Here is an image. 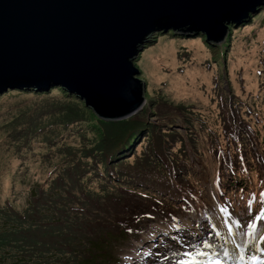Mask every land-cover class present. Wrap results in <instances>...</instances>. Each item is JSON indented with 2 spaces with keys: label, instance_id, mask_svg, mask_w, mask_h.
Masks as SVG:
<instances>
[{
  "label": "trees",
  "instance_id": "16d2710c",
  "mask_svg": "<svg viewBox=\"0 0 264 264\" xmlns=\"http://www.w3.org/2000/svg\"><path fill=\"white\" fill-rule=\"evenodd\" d=\"M260 8L262 6L259 7V11ZM255 13H252L250 18ZM243 23L247 24V22ZM228 26L226 30H230L231 33L234 27H230L232 24L229 23ZM188 27L177 30L185 33H169L168 36L179 35L186 38L197 34L196 30H190ZM165 29L166 27H163L159 31ZM198 33L201 35H195L196 38L203 39L204 43L216 47V52L219 54L212 62L218 65L219 70L210 64L209 50L207 67L216 80L220 79L219 75L225 74L228 89L221 84L222 80L217 84L214 82L208 106L202 105L201 100L187 103L181 99L178 102L175 100L179 97L166 92L169 100L163 97L161 99L165 106L163 113L158 110L157 104L152 105L153 115L157 118V121L153 122H161V124L155 123L153 126L150 121L145 120L143 126V128L153 126L151 138L155 137L159 141L158 147H155L151 141H143L140 145L141 151L135 156L133 154L128 156L130 152H126L113 156L112 163L109 162V158L120 149L122 138L129 134L130 125L141 124L138 121L132 124L133 120H125L121 124H114L115 121L111 120L114 118L104 120L86 104V100L70 93L66 88H61L62 92L72 94L73 99L64 107L60 121H52L49 127L54 130L61 126L72 129V124L75 123L80 127L79 129H82L72 137L59 136L56 131L52 143L62 138L66 143L69 142L71 147L65 153V159L69 160L65 166L58 169L52 185L48 188L41 187L35 193L31 191L32 196L26 206L29 207L24 213L22 211L26 205L24 199L26 192L23 193L22 202L18 205L14 203V198H5L12 203L0 211V249L3 254L11 255V264H113L116 258L115 236L122 240L126 239L127 232L133 231V227L138 225L137 219L141 221L148 212L158 211L172 216L183 211L182 208L186 212L187 208L193 207L191 204H199L203 208L205 200L210 202L211 196L203 184L195 180L189 181V168L194 161L184 138L191 142L194 152L200 150L202 155L208 157L206 163L211 164L213 174L218 176L214 175L213 181L218 179L219 198L227 209L233 212L234 218L248 213L250 207L264 202V100H252L248 96L246 99L242 98L239 96L241 93L253 95L250 92L252 85L247 82L245 83L247 85H242L239 79L231 81L228 76L236 52L242 49L240 42L243 38H234L237 45L232 51L233 44L229 40L226 42L230 44L229 49L223 47L221 49L217 41H208L206 35L202 32ZM258 37H260L259 31H256V34L254 33L249 39L246 38L245 41L250 45V41L257 40ZM260 39L261 45L256 54L259 68L264 67V35ZM220 52L226 59L225 66H228L226 73L222 72L225 69ZM188 55L185 50L179 56L177 54L176 59L182 60ZM259 74L264 77L263 69ZM145 85L146 96L152 100V94L156 93V90L149 94L147 84ZM176 103L182 104L178 108ZM213 103H216V107L212 106ZM136 115L141 121L142 112ZM20 116L28 118L29 110L20 112ZM170 118L181 121L182 132L169 128V123L173 121ZM200 134H207L205 136L207 139L202 141ZM135 142L133 139L127 147H132ZM164 144H167L165 148H163ZM177 145L178 148L175 150L174 146ZM83 158L87 159L84 164H82ZM124 158H128L125 161L134 159L150 162V166L155 168L152 170L141 167L137 170L133 174L137 184L131 182L126 174H122L129 182L119 183L121 192L114 193L112 189H108V196L104 197L100 194L104 204L93 208L89 204L91 198L88 194L96 191L91 187L97 180L104 179L101 192L105 191L113 182V174L121 172L118 170L120 166L132 165L120 163V166L116 167L119 164L117 160ZM86 173L89 176L85 180ZM244 176H250V181L244 185L239 184L237 191L231 193L227 189L228 186H234L243 180ZM249 187L251 189H248ZM182 188L186 190L182 192ZM118 197L119 201L114 202L113 200ZM107 201L111 202V206L108 207ZM141 202H144V205ZM135 229L137 230L138 227ZM15 251L16 255L13 254Z\"/></svg>",
  "mask_w": 264,
  "mask_h": 264
},
{
  "label": "rangeland",
  "instance_id": "374dc122",
  "mask_svg": "<svg viewBox=\"0 0 264 264\" xmlns=\"http://www.w3.org/2000/svg\"><path fill=\"white\" fill-rule=\"evenodd\" d=\"M243 22H247V24ZM243 22V24L231 22L234 23L230 26L234 27L231 33L230 30H226L224 39L217 42L221 49L223 47V49L228 50L230 44H226V42L229 40L231 44H233L231 47L233 51L237 45V41H235L234 38H243L240 42L242 49H239L235 54V61L228 75L229 79L231 81L239 79L242 85L246 82L252 85L250 92H252L253 95L249 96L241 93L239 96L242 98L246 99L248 96L249 99L252 100H264V77L262 78V75L259 74L261 69L264 71V67H258L259 62L256 57L257 51L261 45L260 37L264 35L263 6L254 16ZM189 25L192 26L191 24ZM225 25L226 27L228 26V24ZM177 30L178 29L175 28H166L163 31H154L148 37L147 42L141 46L139 54L134 61L135 65L140 70V75L138 77L147 84V92L149 94H151L153 90H156V93L152 94L151 100L146 96L145 92V101L142 103V107L133 114L115 118L114 120L111 119L115 121L114 124H121L125 122V120H133L131 122L132 124L134 121H138L141 125H130L129 134L122 138L120 149L109 158V162L112 163L113 156L122 155L126 152H130L128 156L132 154L135 156L141 151L142 147L140 145L143 141H151L155 147L159 146V141L155 137L151 138L155 123L157 125L161 124V122H153L157 121V118L153 115L152 105L157 104L158 110L163 113L162 110L165 106L162 104L161 99L163 97L169 100L166 92L171 93L174 97H179L175 101L179 102L182 99L184 102L191 103L201 100L202 105L208 106L210 104L209 96L211 95V89L212 86L215 85L214 82L217 84L222 80L221 84L224 85L225 89H228V80L225 79V74L222 76L219 75L220 79L216 80L215 77L211 76L210 70L207 67L206 61L208 60L209 50L211 53L210 64L219 70L218 65L212 62V60L218 57L217 54H219L216 52V47L212 46L210 43H204L203 39L196 38L198 35H201V33L189 35L186 36V38L179 35L168 36L169 33L182 34ZM256 31H259L260 37H258L257 40L252 39L250 45L247 44L245 39H249L254 33L256 34ZM192 36H195V38ZM184 46L187 48H184ZM185 50H187L189 54L188 57L177 60L176 55L178 54L179 56ZM220 58L221 61L223 59L225 69L222 72L226 73L228 66H225L226 59L222 56V53ZM209 86H211V88H209ZM61 88H65V86L61 84H51L48 89L43 90H39V88L33 86H24L22 88L9 87L0 94V211L2 208L7 207L9 203H12L10 200H5L6 197L10 199L14 198V203L18 205L19 202H22L23 193L26 192L27 195L24 197L26 205L23 207L22 211V213H24L29 207L26 206L30 196H32L31 191L35 193V191L41 189V187L48 188L52 185V181L56 177L58 169L65 166L69 160L68 158L65 159V153L70 149V143H66L63 138L57 139L55 143H52V137L55 135L56 131H58L59 136L65 137L69 135L72 137L75 133L81 131L82 128L79 129L80 127L75 123L72 124V129L61 126L57 130H54L49 127L52 121H60L62 113L64 112V107L73 99L72 94L62 92ZM238 89L240 90V87H238ZM204 90L207 93L204 92ZM180 104L182 103H176V106L179 108ZM212 106L216 107V103H213ZM27 109L29 110V117H19L20 112ZM173 109L175 111V107H173ZM140 112L143 114L141 121H139L136 115V113L138 114ZM108 119L109 118H104V120ZM170 119L173 120V118ZM145 120L150 121L153 126L143 128ZM169 124L171 130L183 131V126L179 119L173 120ZM83 130L86 131L85 129ZM87 133L94 137L90 132ZM199 136L202 141L207 139L205 137L207 134H200ZM133 139H135L136 142L132 147L128 148L127 145L131 143ZM184 142L187 143L188 152L192 155L194 161L189 168V175L192 180L203 184L206 190H208L209 187H212L211 181L213 177L211 164L206 163L208 157L202 155L200 150L194 152L190 145L191 142L187 138H184ZM166 145L167 144H164L163 148H165ZM177 148L178 145L174 146L175 150H177ZM127 159L128 158L117 160L119 164L116 167L120 166V163H131L132 165L126 167L120 166L118 170L121 172L113 174V182L107 186L105 191L101 192L104 179L97 180L95 185L91 187L96 191L95 193L88 194L91 198L89 204H91L93 208L104 204L100 194L104 197L108 196V189H112L114 193H118L121 192L119 183L126 184L130 180L137 184V181L133 179V174L141 169V167L152 170L155 168V166H150V162L145 163L144 161H135L134 159L132 161H125ZM86 160V158H83L82 164H84ZM46 170H48L47 174ZM122 174H126L129 180L124 179ZM88 176L89 174L86 173L84 179L86 180ZM114 178H116V180ZM91 179L93 180L94 178ZM245 181H247V178ZM90 182L91 181H89L88 184H90ZM149 187L153 189L152 186ZM248 189H251V187ZM230 190L231 193L235 192L234 187ZM248 196L254 197L253 195ZM141 204L144 205V202H141ZM213 206L218 208L219 204L215 202ZM248 210L249 212L242 215L240 218H234L233 221L235 222L229 219L227 220L239 227L237 230L240 234L241 230L246 233H251L253 236L252 240L254 241L255 237L263 232L264 216L261 218L259 225H257L258 218L260 217V213H256L258 211L257 207L255 206L253 209L250 207ZM157 213L158 212H148L147 215H149L150 218L145 217L141 221L137 219L136 223L138 225L133 227V231L127 232L126 239L122 240L115 236V263L118 264L119 261V264H127L128 258L132 256L135 242L146 235V231L150 230L149 226L153 225V227H158L165 224L167 220L161 218L162 212H160L159 215ZM207 213L210 214L211 211H207ZM224 214L226 218L227 216L232 217V213L229 211H225ZM202 222L204 223L203 220ZM250 223L255 224V228L250 227ZM205 225H207V223H205ZM136 227L140 229L136 231ZM208 227L211 228L210 225L207 226V228ZM207 242L208 244H213L214 247V244H218L216 239H211ZM201 245L202 246L199 244L196 246L191 245V247L194 246V250L192 251L197 253H200L196 251L197 249L205 251L206 247L203 248V244ZM222 246L224 248V245ZM178 247L180 248L177 249L179 258L171 256L169 259H161L155 264L187 263V259L184 258L185 255H182L183 250L185 249L186 253L192 248L190 249V246L186 244H184V246L179 245ZM13 254L16 255L17 252L15 251ZM189 254L188 257H190L195 264H201L198 257ZM140 257H142L141 254ZM176 259L178 260L176 261ZM11 261V255L3 254L2 249H0V264H11ZM142 261H144V258ZM115 263L113 262V264Z\"/></svg>",
  "mask_w": 264,
  "mask_h": 264
},
{
  "label": "water",
  "instance_id": "95a60500",
  "mask_svg": "<svg viewBox=\"0 0 264 264\" xmlns=\"http://www.w3.org/2000/svg\"><path fill=\"white\" fill-rule=\"evenodd\" d=\"M261 5L264 0H0V93L61 84L100 117L131 115L145 101L134 61L151 33L189 26L220 41L226 22H242Z\"/></svg>",
  "mask_w": 264,
  "mask_h": 264
},
{
  "label": "bare ground",
  "instance_id": "6f19581e",
  "mask_svg": "<svg viewBox=\"0 0 264 264\" xmlns=\"http://www.w3.org/2000/svg\"><path fill=\"white\" fill-rule=\"evenodd\" d=\"M262 6H264V5H262ZM249 18H250V16L247 19H249ZM247 19H243V21H245ZM228 23L232 24V25L234 23L238 24V22H234V23L226 22L225 24H228ZM226 183H229V182L226 181ZM187 209H188V213H191V214H193L194 212L197 211L193 207L187 208ZM257 210H258L257 211L258 213L264 214V206L258 205ZM224 212H225L224 209H219L218 215H216L217 222L226 225L223 234L220 235L217 239L218 244H214L215 247L213 246V244H210L211 247H206L205 251H203V252L207 253L208 255L204 256V255H201L200 253H197V252L192 251V250H194L193 247L198 245V244L200 246H202L201 245L202 242L206 241V240H202L201 242L193 243V244L190 243V249L191 248L192 249L190 251H187L186 253H185V249H184L183 254H182V255H185L184 258L187 259V263H185V264H195L193 262V260L190 257H188V254L191 251H192L191 253H195L194 255L199 258V262L201 264H210V262L213 260L219 261L220 264H264V242H262L261 236H259V235L256 236L255 240L252 241L253 236L251 233H246V232H243L241 230V234H245V235H241L239 233V231L237 230V228H239V227L228 222V220H227L228 218H226V215L224 214ZM197 221H198L197 226H199L200 219L198 218ZM183 224L187 225V223H183ZM188 224H190V223H188ZM177 225H178L177 223H174V226H177ZM167 227H168V224H163L160 226V228H163V229H165ZM212 228L213 227H211L210 229H212ZM206 232H207V230H206ZM197 233L198 234H204L202 231H198ZM179 240H181V239L178 238V240L175 239L172 241L173 242H179ZM191 245H194V246L191 247ZM222 245H224V248ZM250 245H252V247H250ZM203 248H205V247H203ZM178 249H180V248L178 247ZM162 252L164 255H166V259H169L170 254L167 253V248H164L162 250ZM141 255L144 256L143 254H141ZM139 257H140V255H139ZM253 257H256L258 259H253ZM134 258H138V257H134ZM142 260H143V258L140 261H142ZM177 260L178 259H176V261ZM142 262H144V261H142Z\"/></svg>",
  "mask_w": 264,
  "mask_h": 264
},
{
  "label": "clouds",
  "instance_id": "9594fccd",
  "mask_svg": "<svg viewBox=\"0 0 264 264\" xmlns=\"http://www.w3.org/2000/svg\"><path fill=\"white\" fill-rule=\"evenodd\" d=\"M188 178H190V180L189 181H191L192 180V178L190 177V175H189V177ZM215 180L213 181V178H212V181H211V186L213 185V184H215ZM208 192H209V190H207ZM209 194H210V196H211V200H210V202H206L207 201V199L205 200V202H204V204H203V208H204V210H202L203 208H201V206L199 205V204H195V205H193V204H191L192 206H193V208H195L196 210H197V212H194L193 214H190V213H188V210L185 212V209L184 208H182L183 209V211H181V212H178V213H176V214H173L170 218H168V219H165V220H167L166 222H165V224H168V227L169 226H171V223L172 222H177V224L179 225V223L180 224H182V226H185V224H183V223H190V224H188V225H192L193 223H196L197 222V220H198V218H201V217H207L212 223L213 222H215L214 224H216V225H219V226H221V227H223V231H224V229H225V227H226V225L225 224H221V223H218L217 222V220H216V215H218V210L220 209L219 207V209L218 208H216L215 206H213V204L215 203V202H217L218 203V201H216L215 200V198L213 197V195L211 194V192H209ZM107 195H108V192H107ZM219 197V196H218ZM220 199V198H219ZM114 202L115 201H119V197L117 198V199H115V200H113ZM107 204H108V207L109 206H111V202L110 201H107ZM262 206H264V202L261 204ZM255 206H253L252 207V209L254 208ZM257 207V206H256ZM213 209V210H212ZM221 209H224L225 211H229L228 209H227V206H224L223 208H221ZM207 211H211V213L210 214H208L207 213ZM156 212H158V211H156ZM202 212V213H201ZM230 213H232V217H230V216H227V218L229 219V220H231L232 222H235V221H233V219H234V217H233V212H231V211H229ZM159 213L160 212H158L157 214L159 215ZM200 213V214H199ZM256 213H258V212H256ZM162 215V217L161 218H165V217H167L168 216V214H164V213H162L161 214ZM145 217H147V218H150V216L149 215H147V216H145ZM144 217V218H145ZM241 217V216H240ZM240 217H238V218H240ZM259 219V218H258ZM261 220V219H260ZM260 220H258V222H257V225H259V223H260ZM161 226V225H160ZM138 229H140V228H138ZM137 229V230H138ZM136 230V231H137ZM162 230H163V228H162ZM223 233H212V234H209V235H207V237L205 238H201V237H199L198 239H196L195 241H191V242H188V243H184V244H186V245H188V246H190V243L191 244H193V243H198V242H201L202 240H206V241H208V240H211V239H218V237L220 236V235H222ZM259 236H264V232H261L260 234H259ZM141 240V239H140ZM140 240H137V241H140ZM261 240H262V242H264V239H262L261 238ZM260 240V241H261ZM253 241V240H252ZM163 244V243H162ZM184 244L183 245H181V246H184ZM163 245H165L166 247H164V248H169V251H167V253L168 254H170V257L171 256H174V257H178L179 256V253L177 252V249H178V246H179V244H174V243H171V242H169L168 244H163ZM160 246H162V245H160ZM139 245H137V246H135V244H134V249H133V253H132V256H130L129 258H128V261H127V264H135V262L132 260L134 257H137V256H139L140 255V253L138 252V250H139ZM171 252V253H170ZM169 257V258H170ZM166 258V255L163 257V258H161V259H165ZM157 263V262H156ZM164 263H166V262H164ZM118 264H119V262H118ZM138 264H140V262H138ZM147 264H155V262L154 261H149Z\"/></svg>",
  "mask_w": 264,
  "mask_h": 264
},
{
  "label": "snow or ice",
  "instance_id": "6c2138e0",
  "mask_svg": "<svg viewBox=\"0 0 264 264\" xmlns=\"http://www.w3.org/2000/svg\"><path fill=\"white\" fill-rule=\"evenodd\" d=\"M249 226L252 227V228H255V224L250 223ZM202 244H203L204 247H211V245L208 244L207 241H203ZM196 251H199L201 255H204V256L208 255L207 253L203 252L202 249H197ZM194 254L195 253H190L189 255H194ZM253 259H258V258L253 257ZM210 264H220V262L213 260V261L210 262Z\"/></svg>",
  "mask_w": 264,
  "mask_h": 264
}]
</instances>
